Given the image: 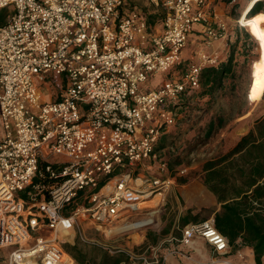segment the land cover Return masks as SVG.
<instances>
[{
    "label": "built area",
    "instance_id": "obj_1",
    "mask_svg": "<svg viewBox=\"0 0 264 264\" xmlns=\"http://www.w3.org/2000/svg\"><path fill=\"white\" fill-rule=\"evenodd\" d=\"M158 3L160 31L129 0H0L8 11L0 27V250H9L8 264H78L61 238L78 218L106 234L133 225L143 203L185 174L151 173L167 169L158 145L202 70L222 62L205 49L229 29L208 0ZM196 25L198 46L184 58ZM194 237L217 254L230 249L213 218L185 227L180 243Z\"/></svg>",
    "mask_w": 264,
    "mask_h": 264
},
{
    "label": "rangeland",
    "instance_id": "obj_2",
    "mask_svg": "<svg viewBox=\"0 0 264 264\" xmlns=\"http://www.w3.org/2000/svg\"><path fill=\"white\" fill-rule=\"evenodd\" d=\"M248 1L217 0L218 3L223 4L221 13L231 32L229 41L224 46L226 51L223 53L224 56H222L224 57V59L222 58L224 61L229 55H232L231 74L224 80L222 88L213 97L200 96L202 91L201 85L196 94L190 97L185 108L178 113L174 126L162 135L164 138L160 141L158 148L160 163L164 162L166 166L167 164L168 167L170 166L173 172L171 175H177L180 170L186 169L185 176L183 175V178H178L186 182L194 179L201 180L203 162L227 152L241 136L249 132L257 120L264 117V101H262L264 89V49L258 35L250 26L243 27L253 32V39L257 40L256 42L246 36L245 32L248 33L246 29L237 28L239 27L238 23L240 24V21L237 22V20ZM3 12H7V9L0 13ZM7 16L8 13L6 14L5 22ZM259 27L264 40V24H259ZM197 42L196 36L191 37L183 53L184 58L192 55V51L198 46ZM215 43H213L214 46L216 45ZM205 51L208 52L206 49ZM260 53L263 58L261 84L256 96L253 94L250 101L247 99L250 69L254 75L257 70ZM160 80L161 77L156 81L152 80L151 87L160 82ZM47 86L46 84L42 87L43 92L47 90ZM147 87H149L148 89L151 88L150 86ZM39 98L40 101H49L51 96L44 94V96H40ZM240 113H245V115L239 117ZM211 122L213 123V130L211 133H207ZM155 168L157 167L155 166ZM155 173H157L156 170ZM158 199L159 197H156L155 201ZM153 203H145L142 207H150ZM137 222L130 221L132 224ZM74 228V239L66 242L65 245L77 244L79 250L84 253L87 260H94L92 263H98L100 255L103 252H108L106 249L123 251L117 254L108 252L111 255H123V253L128 255V259L124 264L162 263L163 258H159L160 252L157 250V244L152 240V237L140 243L139 228L133 229L129 233H123V236L114 233L113 229L111 233L114 234L106 236L104 233L95 230L91 225L86 223L82 225L78 221L77 224L75 223ZM8 252L9 250H0V264H8ZM182 254L186 259H189V253L183 252Z\"/></svg>",
    "mask_w": 264,
    "mask_h": 264
},
{
    "label": "trees",
    "instance_id": "obj_3",
    "mask_svg": "<svg viewBox=\"0 0 264 264\" xmlns=\"http://www.w3.org/2000/svg\"><path fill=\"white\" fill-rule=\"evenodd\" d=\"M263 2L264 0H257L246 13V17L254 18L259 24H264ZM7 13L8 11L0 13V27L5 24ZM238 25L237 28L246 29L239 23ZM245 34L255 41L252 31L245 32ZM232 60V55H229L218 66H209L202 70L200 96L213 97L222 88L224 80L231 74ZM262 62L263 58L260 53L256 73L254 72L253 75L250 69V81L247 87V99L250 101L253 94L256 96L261 84ZM196 92H190L189 97L195 95ZM262 101H264V91ZM183 102L185 105L186 102ZM243 115L245 113H240L239 117ZM212 130L213 123L211 122L207 133H211ZM163 138L164 136L161 137V140ZM159 146L160 143L158 148ZM168 170L173 174L170 166ZM202 170L204 172L203 183L205 187L215 196L220 205L219 211L214 215L215 228L227 239L230 247L234 249L239 247L251 249L255 264H263L264 117L257 120L249 132L241 136L227 152L206 161ZM67 234L70 235L69 238L73 235L72 231L69 230L67 233L62 234L61 238L63 240L69 239L66 237ZM63 248L78 264H124L128 259V255L125 253L123 255H111L108 252H103L98 263H92L94 260H87L77 244L64 245Z\"/></svg>",
    "mask_w": 264,
    "mask_h": 264
},
{
    "label": "crops",
    "instance_id": "obj_4",
    "mask_svg": "<svg viewBox=\"0 0 264 264\" xmlns=\"http://www.w3.org/2000/svg\"><path fill=\"white\" fill-rule=\"evenodd\" d=\"M129 2L130 5L135 8H139L144 13L146 19L150 25L155 28V30L160 31L163 11L159 6V0H129ZM208 2L211 9H213V11L217 14L218 18L224 21L225 18L221 13L223 4L218 3L217 0H208ZM247 3L246 5H248ZM200 28V25L195 26L196 32L194 31L192 37L197 36L196 33L200 34ZM228 29L229 35H231L230 28ZM228 41L229 36L226 41L216 42V45H213L211 49H208V52L210 53L211 51H215L221 56V58L224 59V57H222L224 56L223 53L226 51L224 46L227 45L226 43ZM158 84L159 82L154 84L153 87L155 88ZM208 160L210 159L205 160L203 164ZM202 167L201 180L194 179L190 182H186L183 179H178L183 178V175L176 177L174 179V183L164 193L163 198L156 201L154 198L145 202H154L150 207H142V205L145 204L143 203L141 205V210L133 217L134 219L131 220L138 221L137 223L148 219H152L151 221L149 220L142 226L136 228L131 227L130 229H124L125 225L122 226L118 223L114 233L123 236V233H129L131 230L139 228L138 235L141 240L140 243L145 242L152 237V240H154L156 242L155 244H157V250L160 252L159 258H165L164 264H255L253 252L247 247H239L238 249L230 247L226 253L217 254L213 252L210 245H208L200 237H194L188 246H184L180 243L185 227L208 218L214 219V215L220 209L217 199L203 183L204 172ZM142 170L145 174H147L146 169ZM151 173L161 177L171 175L168 168L162 174L160 172L155 173V170ZM77 221L82 225L84 223L89 224L95 228V230L102 232L99 227L87 220L85 217L78 218L75 222L76 224ZM114 233L104 234L106 236H111V234ZM74 237L75 228L72 237L66 240L65 243L72 241ZM65 243L63 244V247ZM163 245L166 247L164 246V248H162ZM183 252L189 253L188 256L190 260L183 256ZM262 261L264 264V259Z\"/></svg>",
    "mask_w": 264,
    "mask_h": 264
},
{
    "label": "bare ground",
    "instance_id": "obj_5",
    "mask_svg": "<svg viewBox=\"0 0 264 264\" xmlns=\"http://www.w3.org/2000/svg\"><path fill=\"white\" fill-rule=\"evenodd\" d=\"M256 1H257V0H251V1L249 2V4L245 7V10L243 11V13H242V15H241L239 21H240V24H241L242 26H250V27L254 30V32L258 35L259 41H260V43H261V45H262V47H263V49H264V40H263V38H262V34H261V30H260V27H259L258 22H257L254 18H248V17H246V13L252 8V6L254 5V3H255ZM263 65H264V64H263ZM263 91H264V89H263ZM153 214H154V213H153ZM153 216H154V215H153ZM149 220H150V219L145 220V221H143V222H139V223L133 224L132 226L127 225V226L124 227V229H129V228H131V227L136 228V227L142 226L143 224L147 223ZM150 221H151V220H150ZM128 226H129V227H128ZM69 230H70V229H69ZM69 230H64V231L61 233V235L67 233Z\"/></svg>",
    "mask_w": 264,
    "mask_h": 264
}]
</instances>
